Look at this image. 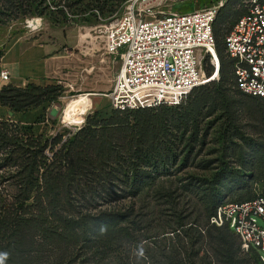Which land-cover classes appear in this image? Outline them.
Listing matches in <instances>:
<instances>
[{
  "label": "rangeland",
  "instance_id": "rangeland-1",
  "mask_svg": "<svg viewBox=\"0 0 264 264\" xmlns=\"http://www.w3.org/2000/svg\"><path fill=\"white\" fill-rule=\"evenodd\" d=\"M46 2L52 3L41 15L0 23V73L9 75L8 80L0 77V82L18 87L29 82L57 85L61 93L56 101L7 118L31 126L34 133L59 132L63 138L94 113L107 119L120 110L133 118V113L141 110L115 109L104 95L120 64L119 56L107 53L104 47V26L119 12V0L110 1L108 11L90 21L85 14H70L63 7L65 0ZM244 2L174 0L166 8L187 12L221 3L214 23L221 42L222 34L243 12ZM225 65L219 80L194 89L181 104L147 109L177 127L175 136L167 135L175 142L171 153L177 159L168 162L166 171L138 196L119 203L132 209V238L101 264H263L235 234L208 221L219 202L264 195V102L241 94L231 68ZM204 69L206 75L213 70L207 59ZM86 96L92 100L88 108L83 100ZM181 106H191L197 122L190 117L184 123L178 111ZM37 116L42 118L36 120ZM5 178V170L0 169V207L9 202L12 191ZM179 223H185L189 235L182 253L174 246L178 237L172 232ZM258 223L264 227L261 219ZM137 246L143 247V257L136 254ZM44 258L42 254L37 262L27 264H43ZM51 260L52 256L47 262Z\"/></svg>",
  "mask_w": 264,
  "mask_h": 264
},
{
  "label": "trees",
  "instance_id": "trees-1",
  "mask_svg": "<svg viewBox=\"0 0 264 264\" xmlns=\"http://www.w3.org/2000/svg\"><path fill=\"white\" fill-rule=\"evenodd\" d=\"M110 1L65 0L63 7L70 14H85V19L90 21L108 11ZM51 3L0 0V23L41 15ZM63 17L66 18L64 11ZM215 19L216 16L212 28L219 72L224 74L225 64L232 71V62L224 53L223 39L235 21L218 42ZM61 90L57 85L39 86L31 82L23 87L3 85L0 105L14 113H26L56 101ZM156 107L139 108L141 111H135L133 118L120 110L107 119L97 113L88 115L81 127L64 138L59 132L34 133L31 126L0 117V169L5 170V179L12 187L9 202L0 207V253H7L4 264L37 262L42 254L43 264H101L132 238V209L118 206L119 203L138 196L166 171L168 162L177 159L171 153L175 142L167 138V135L175 136L173 131L177 127L168 125L159 114L147 111ZM178 111L184 123L190 117L197 122L191 106H181ZM41 118L37 116L36 120ZM224 202L214 206L208 221ZM210 225L233 233L226 225ZM184 226L185 223H179L172 231L178 237V245H173L179 253L189 237ZM180 231H183L181 236ZM251 250L259 259L258 251ZM51 256L53 260L48 263Z\"/></svg>",
  "mask_w": 264,
  "mask_h": 264
},
{
  "label": "built area",
  "instance_id": "built-area-1",
  "mask_svg": "<svg viewBox=\"0 0 264 264\" xmlns=\"http://www.w3.org/2000/svg\"><path fill=\"white\" fill-rule=\"evenodd\" d=\"M173 1L122 0L119 12L105 24V51L120 59L113 85L104 94L115 109L176 105L195 87L218 79L212 24L222 4L179 12L166 8ZM223 43L237 87L264 100V0H245L243 14ZM8 76L0 73L3 80ZM258 219L264 222V195L220 204L209 223L226 225L258 251L264 264V227Z\"/></svg>",
  "mask_w": 264,
  "mask_h": 264
},
{
  "label": "crops",
  "instance_id": "crops-1",
  "mask_svg": "<svg viewBox=\"0 0 264 264\" xmlns=\"http://www.w3.org/2000/svg\"><path fill=\"white\" fill-rule=\"evenodd\" d=\"M0 81H2V80H0ZM4 83H1L0 82V88H1V86L3 85ZM37 109V108H36ZM16 115V114H19V113H14V112H12L8 107H6V106H2V105H0V115H2V116H4V118H7V116H9V115Z\"/></svg>",
  "mask_w": 264,
  "mask_h": 264
},
{
  "label": "clouds",
  "instance_id": "clouds-1",
  "mask_svg": "<svg viewBox=\"0 0 264 264\" xmlns=\"http://www.w3.org/2000/svg\"><path fill=\"white\" fill-rule=\"evenodd\" d=\"M136 254L140 257L144 256V249L142 246H137ZM5 259H7V253H0V264H4Z\"/></svg>",
  "mask_w": 264,
  "mask_h": 264
},
{
  "label": "bare ground",
  "instance_id": "bare-ground-1",
  "mask_svg": "<svg viewBox=\"0 0 264 264\" xmlns=\"http://www.w3.org/2000/svg\"><path fill=\"white\" fill-rule=\"evenodd\" d=\"M83 100H84V103H85L86 107L88 108L90 106L91 102H92L90 96L84 97Z\"/></svg>",
  "mask_w": 264,
  "mask_h": 264
}]
</instances>
